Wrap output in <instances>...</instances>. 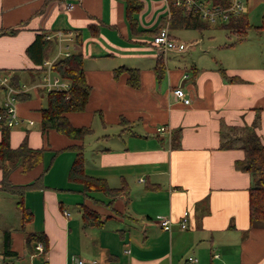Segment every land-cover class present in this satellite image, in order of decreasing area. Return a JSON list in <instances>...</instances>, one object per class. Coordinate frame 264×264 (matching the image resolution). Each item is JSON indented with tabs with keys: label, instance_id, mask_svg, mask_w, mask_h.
<instances>
[{
	"label": "crops",
	"instance_id": "0c3cea01",
	"mask_svg": "<svg viewBox=\"0 0 264 264\" xmlns=\"http://www.w3.org/2000/svg\"><path fill=\"white\" fill-rule=\"evenodd\" d=\"M140 1L133 28L126 0H0V32L6 31L0 33V78L14 76L26 96L16 102L21 122L11 127L10 144L17 148L26 137L31 147L47 149L40 164L10 175L14 184L43 175V187L25 195L33 219L24 228L15 208L20 225L9 221L11 208L2 197L10 194L0 190V254L10 232L16 264H76L79 258L98 264H185L190 255L198 259L195 264H264V225L250 222L251 176L236 166L245 157L241 138L236 147H220L232 128L243 133L254 127L264 144V49L242 55L234 47L247 38L210 42L203 55L188 62L181 58L196 44L182 41L188 28H178L170 29L171 35L188 48L162 55L152 40L169 26L170 9L165 0ZM245 4L248 13V0ZM58 31L66 35L62 41L45 38L41 54L28 53L38 36ZM217 49L218 56L211 55ZM74 54L83 56L91 86L86 109L67 114L72 125L92 129L84 138L86 170L113 188L127 185V195L111 199L95 192L97 200L85 199L82 186L68 179L75 152L66 149L82 140L54 129L42 133L46 78L65 82L53 64ZM159 56L162 78L155 72ZM122 66L139 69L138 87L129 84L127 72L115 77ZM176 88L190 104L175 97ZM0 95L3 106L4 88ZM161 125L166 132H157ZM67 194L76 196V207L85 202L100 212L104 225L85 227L82 210L74 213L65 204ZM185 212L188 227L181 229ZM158 216L172 221L170 230L157 224ZM29 233L47 236L46 253L27 242Z\"/></svg>",
	"mask_w": 264,
	"mask_h": 264
},
{
	"label": "trees",
	"instance_id": "16d2710c",
	"mask_svg": "<svg viewBox=\"0 0 264 264\" xmlns=\"http://www.w3.org/2000/svg\"><path fill=\"white\" fill-rule=\"evenodd\" d=\"M211 4L222 8L229 7L231 0H209ZM127 14L131 26L134 28L137 24L135 15L143 8V3L140 0H126ZM169 29L188 28L203 30L208 27V22L203 20L199 14L187 11L185 6L171 5L168 18ZM224 28L229 29V33H234L236 41H241L247 37L248 31L251 29L262 31L264 30L263 23L260 26L252 25L248 19V13L238 15L231 14L227 22L220 23ZM6 32L3 30L0 33ZM157 34V33H156ZM155 34V35H156ZM46 35V34H45ZM231 35V34H230ZM46 45L45 36L40 35L28 48V53L35 55L36 52L41 54ZM53 69L60 76L70 83L68 90H51L47 94V104L41 109L42 122L41 130L44 135L54 129L61 134H64L81 143H73L66 149L75 152V158L69 170L68 179L73 183H78L82 186L81 193L85 199L97 200L92 193L100 192L114 199L121 194L127 195L129 189L127 185L119 188H113L104 178L94 177L88 174L86 170L85 159V143L84 138L91 133L89 127H76L72 125L67 117L69 112L84 111L87 107L91 93V86L86 80L84 71V60L81 54L64 57L53 64ZM127 72L129 74L128 82L134 87L140 85V71L135 68L125 66L119 67L114 71L115 77ZM155 72L158 78H162L165 73L162 56L158 57L155 66ZM222 75H225V70H222ZM15 77H11V84L16 88H20L19 84L14 81ZM24 92L18 94V99H23ZM5 112L4 106L0 105V114ZM2 140L0 141V168L3 172V178L0 182V190L12 195L16 199V205L20 211L22 227L33 219L32 210L25 203V195L29 190L39 189L43 187V175L32 182L26 184H14L10 175L16 169L21 168L23 171H28L44 160V155L47 151L45 147L33 148L29 145L28 139L22 141L17 147L13 148L10 144L11 127L2 123ZM241 135V136H240ZM241 138V148L244 150L245 157L236 162L238 169L248 172L251 176V187L249 189V213L250 222L252 225H264V144L260 136L255 131L254 127L246 131L240 132L232 128L227 134V137L221 143L222 149L236 147L237 140ZM61 150H57L59 153ZM50 168L47 167L46 171ZM82 221L85 227L97 226L102 227L105 219L102 214L95 209L89 207L85 202L81 204ZM38 241L43 242L44 252L48 251V238L45 234L29 233L27 234V242L35 245ZM4 255L14 256L11 250L10 232L5 234L4 239Z\"/></svg>",
	"mask_w": 264,
	"mask_h": 264
},
{
	"label": "built area",
	"instance_id": "2783aa9c",
	"mask_svg": "<svg viewBox=\"0 0 264 264\" xmlns=\"http://www.w3.org/2000/svg\"><path fill=\"white\" fill-rule=\"evenodd\" d=\"M169 9L171 5L185 6L187 11L194 12L199 14L201 18L209 23H223L227 22L231 14H241L248 11L247 5L241 0H231L229 7L222 8L217 5H213L209 0H165ZM170 14V12H169ZM56 36L60 41L66 36L64 32L58 31L56 34L47 33L45 38L50 40ZM154 46L157 48L158 52L162 55H166L172 51H183L188 48V45H182L171 35L169 26L161 28L157 34L153 37L152 40ZM65 55H69L65 53ZM48 63V62H47ZM46 86L49 91L51 90H68L70 88V83L68 81L55 84L49 80V77L46 78ZM5 89V100L4 108L5 112L0 114V127L2 123L9 127H14L19 122L21 118L18 115L16 102L18 101V94L25 92V86H20L16 88L11 84V79L9 76H4L0 78V90ZM174 95L178 99H182L185 104L191 103V98L187 97L185 91L182 88H176L174 90ZM168 127L166 125H161L157 128V132L163 133L166 132ZM65 215H69L68 211H64ZM188 212H185L182 220L180 221L181 229H186L188 227ZM157 224H159L163 229L170 230L172 227V221L165 216H158L156 218ZM35 250L37 253L44 252V244L41 241H38L35 244ZM197 258L190 255L187 257L185 264H195ZM0 264H16L15 259L4 254H0ZM76 264H98L96 260H86L79 258L76 261Z\"/></svg>",
	"mask_w": 264,
	"mask_h": 264
},
{
	"label": "rangeland",
	"instance_id": "374dc122",
	"mask_svg": "<svg viewBox=\"0 0 264 264\" xmlns=\"http://www.w3.org/2000/svg\"><path fill=\"white\" fill-rule=\"evenodd\" d=\"M241 1L246 3V0H241ZM248 3L250 6V11L248 12V19L250 23L255 26H260L263 23V18H264V0H248ZM174 32L176 33L179 31H174ZM229 32H230L229 29L222 27L220 23H210L208 28H206L202 32L195 29H183L181 36L182 41L194 42V44H196L195 47L197 49H195L192 53L184 54L181 59L190 62L193 57L197 55H203L204 54L203 49H206L210 42H212V44L217 43L221 45L234 42L237 36L234 33H229ZM202 35L204 36L203 42H199L197 44L196 39H199ZM246 38H247L246 41L242 43H236L237 45L234 48H237L236 50L238 51V53L240 51H243L242 55H247L248 54L247 52H252L254 48L264 49V30L259 31V30L251 29L248 31ZM220 51L221 49L220 50L217 49V51L211 52V55L218 56V53ZM243 59L246 60V57H244ZM253 60L257 61L256 58H254ZM2 198H5L3 199L4 206L7 208L9 207L11 208V213L9 214L10 216L8 215L9 221L11 222L12 225H16L15 227H19L20 223L19 221H17V216H18L17 214H19L18 213L19 210L17 209V207H15L16 206L15 199L7 194H5V197ZM62 198L64 199V201H66L65 204L69 206L74 211V213H76V211L77 213L78 212L81 213L80 211L81 209L79 207H76L77 206V204L75 203L76 196L70 197L67 194V196L63 195ZM14 208L17 214H13ZM13 223H17V224H13Z\"/></svg>",
	"mask_w": 264,
	"mask_h": 264
}]
</instances>
